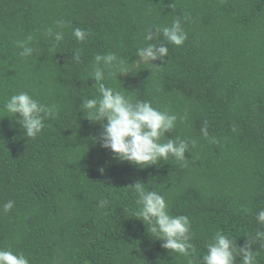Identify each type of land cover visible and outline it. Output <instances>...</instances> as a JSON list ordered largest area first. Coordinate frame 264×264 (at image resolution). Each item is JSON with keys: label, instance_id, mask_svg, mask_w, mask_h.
Segmentation results:
<instances>
[{"label": "trees", "instance_id": "trees-1", "mask_svg": "<svg viewBox=\"0 0 264 264\" xmlns=\"http://www.w3.org/2000/svg\"><path fill=\"white\" fill-rule=\"evenodd\" d=\"M177 17L184 44H167L163 64L133 63L146 30ZM77 27L89 33L82 43ZM49 28L64 33L54 51ZM28 36L34 51L21 57L16 42ZM108 52L130 69L109 86L178 116L168 135L195 141L186 162L141 169L92 142L102 128L80 105L94 93V56ZM20 91L59 109L36 139L3 111ZM135 181L190 218L193 257L169 255L131 216ZM8 200L0 249L30 264H201L217 230L242 245L264 208V0H0V207ZM257 259L264 264V251Z\"/></svg>", "mask_w": 264, "mask_h": 264}, {"label": "clouds", "instance_id": "clouds-1", "mask_svg": "<svg viewBox=\"0 0 264 264\" xmlns=\"http://www.w3.org/2000/svg\"><path fill=\"white\" fill-rule=\"evenodd\" d=\"M56 24L61 29L65 26L63 21H57ZM46 34L54 40L50 49L54 51L59 42L63 41L64 33L53 32L49 28ZM72 35L82 43L89 33L77 27L73 29ZM32 39V36H28L26 41L16 42L17 47L21 49V57L32 56L34 50L29 46ZM143 39L145 45L137 48V59L133 61L137 66L155 64V61L163 64L169 54L167 44L182 46L188 35L177 17L171 26L147 29ZM152 41L156 43H149ZM72 58L79 62V53H73ZM129 73L127 62L113 52L94 56L89 78L94 81L90 87L94 88V93L91 98L83 97L80 105L84 118L99 123L102 128L98 137L91 138L92 142L109 150L114 159L127 161L141 169L156 166L160 161H168L170 157L186 162V153L190 152L189 145L191 143L194 147L195 141L179 137L173 139L168 135L176 129L178 116L167 109L161 111L154 108L150 101L133 100L132 96L125 95L107 83L119 80L118 77ZM3 111L8 114L6 117H11L10 119L19 124L24 135L31 139H36L42 134L47 126L45 122L55 119L59 114L56 105L43 104L27 91L12 94L4 101ZM179 119L183 122L185 117ZM200 131L205 139L209 138L207 121ZM212 142H215L214 138ZM98 171L103 175L105 167L100 166ZM127 187L133 191L139 205L131 212V216L146 226L150 236L161 242V248L167 250L169 255L175 253L185 258L193 257L197 249L192 243L190 218L187 215L170 214L166 198L157 191L147 190L145 183L141 181H135ZM106 205L105 200L99 202L100 208ZM13 207L14 201L8 200L0 207V214H7ZM255 221L257 227L246 233L242 245L217 230L212 242L206 246L207 253L201 258V264H258V254L264 251V208L256 213ZM257 245L258 248L254 247ZM160 262L158 260L157 264ZM0 264H30V261L23 253L0 249ZM189 264H192V260H189Z\"/></svg>", "mask_w": 264, "mask_h": 264}]
</instances>
